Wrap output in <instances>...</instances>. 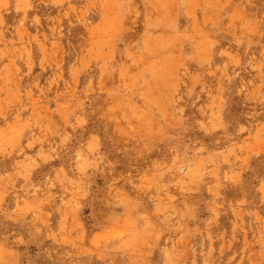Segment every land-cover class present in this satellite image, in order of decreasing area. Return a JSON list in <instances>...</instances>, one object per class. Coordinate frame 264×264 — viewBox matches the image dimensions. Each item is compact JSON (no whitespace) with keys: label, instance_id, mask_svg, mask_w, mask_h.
I'll return each instance as SVG.
<instances>
[{"label":"rangeland","instance_id":"rangeland-1","mask_svg":"<svg viewBox=\"0 0 264 264\" xmlns=\"http://www.w3.org/2000/svg\"><path fill=\"white\" fill-rule=\"evenodd\" d=\"M0 264H264V0H0Z\"/></svg>","mask_w":264,"mask_h":264}]
</instances>
